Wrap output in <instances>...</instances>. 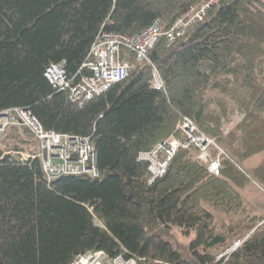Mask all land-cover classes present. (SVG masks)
Segmentation results:
<instances>
[{
    "label": "trees",
    "instance_id": "1",
    "mask_svg": "<svg viewBox=\"0 0 264 264\" xmlns=\"http://www.w3.org/2000/svg\"><path fill=\"white\" fill-rule=\"evenodd\" d=\"M199 1L0 0V113L25 109L46 131L89 136L98 169L97 178L47 181L39 158L6 154L39 153L27 129L8 128L0 139V264H71L89 251L138 264H264L263 219L241 194L248 182L264 187V160L246 175L238 169L264 153V0H220L174 45L161 39L148 54L160 91L149 83L152 65L131 56L129 76L82 106L43 75L64 62L74 84L88 74L83 65L101 31L135 35L156 18L168 30ZM238 86L232 121L225 101ZM183 117L230 159L212 176L193 149L181 148L148 184L138 154L175 134ZM216 214L241 218L249 234L218 262L235 229Z\"/></svg>",
    "mask_w": 264,
    "mask_h": 264
},
{
    "label": "built area",
    "instance_id": "2",
    "mask_svg": "<svg viewBox=\"0 0 264 264\" xmlns=\"http://www.w3.org/2000/svg\"><path fill=\"white\" fill-rule=\"evenodd\" d=\"M219 2L220 0H200L178 17L168 30L163 28V21L156 18L147 28L135 35L101 31L91 46L89 61L83 65L88 74L81 75L74 84L68 77L64 62L50 64L43 75L54 89L66 93L70 103L82 106L129 76L133 69L129 61L130 56L137 65L151 64L148 54L161 39H164L167 48L174 45L191 27L203 22L209 10ZM151 87L155 90L163 87L161 75L154 65L151 70ZM11 127L27 129L38 142L40 153L37 157L40 159L47 181L60 176L98 177L97 153L89 136L46 131L28 110L21 108L0 113V139ZM176 130L177 134L160 141L149 151L138 154L137 160L147 165L149 173L147 183L152 184L166 174L170 161L181 148L193 149L196 160L207 169V172L212 176H219L223 161L230 159L225 150L214 139L201 132L189 118L183 117ZM13 155L23 163L36 158L35 155L21 152ZM238 169L245 174L242 168ZM243 242L244 240L233 242L216 257V261L227 259ZM71 264H138V262L123 255L110 258L102 251H89L77 255Z\"/></svg>",
    "mask_w": 264,
    "mask_h": 264
},
{
    "label": "rangeland",
    "instance_id": "3",
    "mask_svg": "<svg viewBox=\"0 0 264 264\" xmlns=\"http://www.w3.org/2000/svg\"><path fill=\"white\" fill-rule=\"evenodd\" d=\"M243 94L244 93L242 92L241 88L238 86L237 88H234V90L232 91V94L228 98H226V101H225L226 106L228 108L229 116H230L232 121H234L238 117L237 115H239L238 114L239 113L238 112L239 103L236 101V98L243 96ZM211 109L217 110V105H216L214 100L211 104ZM176 134H177V130H176ZM206 136L209 137L208 135H206ZM209 138H211V137H209ZM211 139H213V138H211ZM215 142H216V140H215ZM263 160H264V153L253 156L252 158H250L244 162V164L242 165V169L250 171V170H252V168L257 167ZM241 194L244 198L245 206L248 209V211L252 215L259 216L263 219L259 223L258 226H261L262 224H264V187L257 185L253 181L248 182L241 189ZM216 215H217V219L232 223V225L234 226L235 232L233 233V235L231 237V244L233 242L238 241V240L243 241V240H246L248 238L249 234L243 235L241 233V218H236V217L228 218V217H225V216H222L219 214H216ZM227 248H225V249H227ZM223 251L219 252L216 255V257L220 253H222Z\"/></svg>",
    "mask_w": 264,
    "mask_h": 264
},
{
    "label": "bare ground",
    "instance_id": "4",
    "mask_svg": "<svg viewBox=\"0 0 264 264\" xmlns=\"http://www.w3.org/2000/svg\"><path fill=\"white\" fill-rule=\"evenodd\" d=\"M199 2H200V1H199ZM218 4H219V3H218ZM216 6H217V5H216ZM211 9H212V8H211ZM211 9H210V10H211ZM210 10H209V11H210ZM149 83H150V86H151V80H150ZM151 88H152V87H151ZM152 89H153V88H152ZM162 89H163V87H162ZM162 89H160V90H162ZM153 90H155V89H153ZM160 90H156V91H160ZM17 152H21V151L8 152V153H6V154H12V155H13V153H17ZM144 152H145V151H144ZM21 153H23V154H29V153H27V152H21ZM39 153H40V150H39ZM39 153H38V154H39ZM38 154H37V155H38ZM37 155H36V157H37ZM13 156H14V155H13ZM14 157H15V156H14ZM15 158H16V157H15ZM37 158H38V157H37ZM16 159H17V158H16ZM17 160H18V159H17ZM39 160H40V159H39ZM18 161H19V160H18ZM19 162H20V161H19ZM21 163H23V162H21ZM24 163H25V162H24ZM40 163H41V162H40ZM41 168H42V167H41ZM42 172H43V171H42Z\"/></svg>",
    "mask_w": 264,
    "mask_h": 264
},
{
    "label": "crops",
    "instance_id": "5",
    "mask_svg": "<svg viewBox=\"0 0 264 264\" xmlns=\"http://www.w3.org/2000/svg\"><path fill=\"white\" fill-rule=\"evenodd\" d=\"M253 169V168H252Z\"/></svg>",
    "mask_w": 264,
    "mask_h": 264
}]
</instances>
